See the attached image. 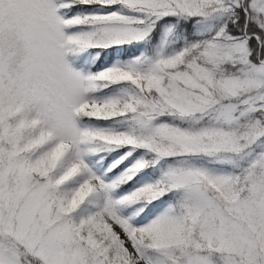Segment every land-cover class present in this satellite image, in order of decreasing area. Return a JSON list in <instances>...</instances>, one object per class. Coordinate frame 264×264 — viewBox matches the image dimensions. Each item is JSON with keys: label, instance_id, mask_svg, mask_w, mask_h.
Here are the masks:
<instances>
[{"label": "snow or ice", "instance_id": "snow-or-ice-1", "mask_svg": "<svg viewBox=\"0 0 264 264\" xmlns=\"http://www.w3.org/2000/svg\"><path fill=\"white\" fill-rule=\"evenodd\" d=\"M0 264H264V0H0Z\"/></svg>", "mask_w": 264, "mask_h": 264}]
</instances>
